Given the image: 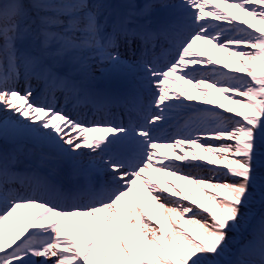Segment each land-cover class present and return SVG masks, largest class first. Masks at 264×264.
I'll return each mask as SVG.
<instances>
[{"label":"snow or ice","instance_id":"1","mask_svg":"<svg viewBox=\"0 0 264 264\" xmlns=\"http://www.w3.org/2000/svg\"><path fill=\"white\" fill-rule=\"evenodd\" d=\"M0 264H264V0H0Z\"/></svg>","mask_w":264,"mask_h":264},{"label":"bare ground","instance_id":"2","mask_svg":"<svg viewBox=\"0 0 264 264\" xmlns=\"http://www.w3.org/2000/svg\"><path fill=\"white\" fill-rule=\"evenodd\" d=\"M229 11H233V12H235V10L234 9H228ZM222 56H223V53H220V58H222ZM216 57H214V59H215ZM188 87L190 88V90H191V85H188ZM176 90V89H175ZM177 91V90H176Z\"/></svg>","mask_w":264,"mask_h":264}]
</instances>
